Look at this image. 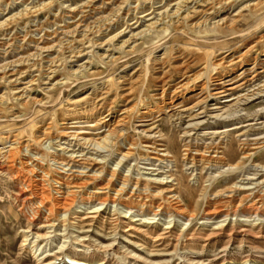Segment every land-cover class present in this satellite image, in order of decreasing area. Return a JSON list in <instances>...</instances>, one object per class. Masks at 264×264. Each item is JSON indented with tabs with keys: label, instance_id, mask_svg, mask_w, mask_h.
Segmentation results:
<instances>
[{
	"label": "rangeland",
	"instance_id": "1",
	"mask_svg": "<svg viewBox=\"0 0 264 264\" xmlns=\"http://www.w3.org/2000/svg\"><path fill=\"white\" fill-rule=\"evenodd\" d=\"M48 1L23 0L11 6L10 10L7 3L2 7L3 11L0 12V22L8 16L22 11L26 6L29 8L36 7L42 2ZM61 1L63 0H58V2ZM134 1L136 0H130L128 4L134 7L136 5ZM144 1H139V13L149 9ZM248 1L253 0H234L233 3L226 6V10L216 15V19L225 16L233 17L235 12L246 5ZM118 2L119 0L113 1L115 5ZM170 2L172 1L155 0V6L163 7ZM62 5V3H58V5L52 6V15L49 16L48 21L46 20L48 15L45 14L39 21L30 19V24L26 28L21 27L19 34L12 38L13 46L9 49L12 50L8 56L10 57L9 60L34 52V43L30 46H27V44L36 41V39H46L45 30L54 31L55 28H59V26L54 27L53 23L59 21V19L61 21L62 17H64L63 21L65 22L60 23L61 25L70 22L67 16L59 13ZM109 9L111 8L105 6L103 10L107 13ZM244 14L247 15L248 12H244ZM127 19L130 20L132 17ZM93 21V19L88 20V22H92V25H96ZM256 23L254 28L246 31V33H249L246 38H236L228 31L224 33L225 35L218 32H207L203 35H182L169 30L158 38L156 46L148 47L141 53L126 57L119 51L115 52L114 64L108 65L103 64V61H100L97 57L98 54L104 53L103 50L92 48L87 52L94 50L89 54L94 61L89 74L86 75V79L77 80L76 76L70 75L69 72L76 69L78 65L84 64L88 60L87 56L81 58L78 62L67 64L59 72L56 79L68 78L64 88L65 91L63 90L64 92L61 94L59 92H47L45 87L48 85H44V83L48 81L44 76H37L36 78L39 81L35 83L29 101H15V104H8L6 103L7 100L0 101V144L6 138L10 141L17 139L23 145L29 142V149L35 148L49 156L54 151L52 144L43 145L40 142L37 143L38 141L35 139L47 127H50L51 137L56 138L54 142L56 140L64 142L66 139L73 142V144L81 139H92L100 142L106 135L108 127L104 125V127L96 126V121L101 114L106 115L108 113L109 107L103 108L101 112L94 114L91 118L73 115L70 110L77 105L76 100L93 91L96 92V96L99 93V88L108 80L112 83L107 98L113 99L114 95L120 94L122 91L121 83L116 80H122V77L131 79V72L140 68V64H142L141 71L148 80L149 86H151L149 94L142 96L139 100L134 96H132L133 98L118 97L111 113H113L112 117L117 119L122 110L130 108L138 102V114H131V119L125 125L127 130L125 132L129 134L130 140L136 139L138 144L156 140L159 138V134L143 133L145 128L139 126L136 118V116L147 110V104L152 93H154L153 76L158 73L156 58L167 50V65L174 64L176 61L174 53L177 48L181 51L193 53V61L196 60L197 53L208 54L210 63L225 54L230 55V59L235 58L254 44L264 33V19L261 18ZM124 25L125 20L123 19L117 26L113 27L112 31L108 32V36L103 40L122 29ZM241 28L247 29L248 27L243 24ZM24 36H27L26 43L22 44ZM92 37L94 40L102 38L95 35ZM48 42L46 40L42 41L40 46L47 45ZM24 46L25 48L20 49ZM256 57L258 61L254 70H261L264 65V46L256 47L235 69H226L221 78H233L243 68L253 67ZM202 61H205V58H201L197 65L191 67L192 73L201 69L204 63ZM213 74L214 71L209 70L202 75L194 86H190L186 94H196L204 82L214 77ZM35 75H38V73ZM166 77L170 84H175L181 80L177 70L172 67L167 72ZM9 87L0 83V96L7 93ZM133 100L136 102H133ZM209 105H212V102ZM241 110L240 120L227 124L216 121V124L212 125L214 119L211 118L212 115L209 113L206 118L201 119L206 123L189 134L200 150H204L206 145L210 146L213 142L217 143L218 138H223L228 147L233 146V152L230 156H234V153L237 154L236 160L227 157L228 163L243 162L239 170H229L228 167L218 169L205 164L200 165L196 171L189 169L190 167L185 164L183 158L185 145L183 139L184 132L187 131L189 124L188 119L181 122L171 119L167 113L163 121L158 123L159 128L155 132H161L162 135L170 139L169 145L173 150V154H178L179 158L178 163H172L170 168L161 171L169 172L168 176L173 175L169 180L180 185L179 192L182 201L189 211V215H193L191 219L180 217L174 212L167 214L163 210L159 211L157 208L158 200L153 198L151 194L153 190L150 185L148 186V195L142 199L127 202L123 199L126 195H117V190L121 189V185L117 184L111 188L112 190H109L108 196L110 199L108 202L103 201L104 197H90L91 199L89 198L90 201L85 207L80 206L82 196H90L89 194L95 191L99 184L103 183L94 182V184L92 183L86 189H81L78 192V201L71 211L64 213V221L51 220L47 223L44 217L41 219L34 217L38 207L37 204H24L21 195L22 185L6 171L0 169V264H37L35 255L37 248L42 247L43 251L55 253L59 251L58 247L62 244L65 245V248L50 258L52 264H70L71 261L68 256H71L72 253H77V258H81L82 261L88 262V264H148L133 257V255L156 261L165 260L168 262L167 264H193L191 262L197 261L203 264H264V222L261 219L264 217V98L247 102ZM112 117H109L110 121L108 123L115 120ZM66 127L69 134L79 135L78 140L61 137ZM245 132L247 137L238 136ZM213 136L216 140L211 141L210 138ZM244 141H248L249 144L259 142V145L250 146L249 149L253 150H247L244 154L245 150H242L243 146L241 147ZM78 148L75 147V149ZM123 148H126L125 144ZM136 152L138 154L136 157L132 158L126 165L119 166L116 165L120 160V156L111 153L105 154L108 168H117L123 173L121 175H129L133 179V184L123 188L128 195L135 190L134 180L145 179L147 176L143 173H147L144 168H147L145 164L148 163L139 161L138 157L143 152L141 149L136 150ZM246 155L247 157L244 158ZM52 164L51 158H47L45 167L49 173L57 169ZM161 167H164V165ZM128 168L131 170H128ZM48 175L47 179L49 181L46 183V187L56 196L58 194L55 187L58 185L55 184L52 175ZM247 178L251 180H244ZM143 183L146 184L144 181ZM237 186L245 190H239L236 188ZM218 193L220 197L218 196L217 199L228 200L225 213L209 217L206 214L207 208L216 199ZM253 205L254 208L252 209ZM130 207L133 210H130ZM78 214H81L83 218L80 221L75 218ZM225 219L227 221L222 222ZM50 224L56 226L49 227ZM131 227H136L140 231L125 232ZM162 231L166 233L164 239L155 241V238ZM59 233H62L63 236H56ZM38 234H47L48 238L35 242L34 237ZM77 238L80 240L78 241ZM134 243L142 245L143 249H137L134 247ZM107 244H113V247L110 249L101 247ZM154 250L155 253L158 250L168 252L170 256L159 255V257L152 258L148 254L154 252Z\"/></svg>",
	"mask_w": 264,
	"mask_h": 264
},
{
	"label": "bare ground",
	"instance_id": "2",
	"mask_svg": "<svg viewBox=\"0 0 264 264\" xmlns=\"http://www.w3.org/2000/svg\"><path fill=\"white\" fill-rule=\"evenodd\" d=\"M20 1L23 0H0V12L3 11L2 7L5 4L8 3L10 10L11 6ZM113 1L63 0L58 2V0H49L48 2H42L36 7L29 8L26 6L22 11L8 16L4 21L0 22V83L10 86L9 91L0 96V101L7 100L6 103L8 104H15V101L20 102V100L29 101L33 87L39 81L36 78L37 76H44L48 81L44 83V85H48L45 87L47 92H59L61 94L65 91L64 88L68 78L56 79L59 72L67 64L78 62L81 58L87 56L88 60L84 64L78 65L76 69L69 72L70 75L76 76L77 80L86 79V75L89 74L90 67L94 61L93 57L89 55L94 50L87 52L92 48L103 50L104 53L97 56L100 61H103V64H114L116 59L114 57L115 52L119 51L126 57L141 53L148 47L156 46L158 38L169 30L182 35H203L207 32L224 34L228 31L236 38H246L249 35L246 31L254 28V24L259 19H264V0L248 1L246 5L235 12L233 17L225 16L218 20L216 15L226 10V6L233 3L234 0H170L172 2L163 7H156L155 0H145L144 3L149 6V9L141 13H139L141 0L134 1L136 4L134 7L128 4L130 0H119L117 5ZM57 2L63 4L59 13L67 16L70 22L61 25L60 23L65 22L63 21L64 17H62L61 21L59 19V21L53 23L54 27L59 26V28H55L54 31L45 30L46 39H36V41H31L27 44V46H30L34 43V52L9 60L10 57L8 56L12 51L9 49L13 46L12 38L19 34L21 27L26 28L30 24V19L39 21L45 14L48 15L46 19L48 21L49 16L52 15L51 8L55 4L58 5ZM105 6L111 8L107 13L103 10ZM244 12H248V14L245 15ZM129 17H132V19L128 20L127 18ZM90 19H93L96 25L88 22ZM123 19L125 20L124 27L103 40L108 36V32L112 31L113 27L117 26ZM243 24L248 28L242 29ZM93 35L101 36L102 38L94 40ZM26 38L27 36H24L22 44L26 43ZM45 40L49 41L48 44L40 46L41 42ZM258 46H264V33L243 53L232 59H230V55L225 54L210 63L208 54L197 53L196 60L193 61V53L181 51L178 48L175 49L174 59L176 61L174 64L169 63L170 65H167V50L160 57H157L158 73L153 76L154 93H152L149 103L147 102V110L136 116L139 126L145 128L143 133L159 134V138L156 140H146L147 142L138 144L136 139L130 140L129 134L125 132L127 131L125 125L131 119V114H138V102L135 100L133 102L136 103L130 108L122 110L117 119L112 117L113 113H111L118 97L134 96L139 100L142 96L149 94L151 86H149L148 80L143 75L141 71L142 64H140V68L131 72V79L122 77V80H116L121 83L122 91L120 94L114 95L113 99L107 98L112 83L108 80L99 88V93L96 96V92L93 91L76 100L75 103L77 105L70 110L73 115L91 118L94 114L101 112L103 108L109 107L108 113L106 115L101 114L96 121V126L108 127L106 135L100 142L92 139H81L74 144L68 139L64 142L62 140L54 142L56 138L51 137L50 127H47L35 139L38 141L37 143L40 142L43 145L52 144L54 151L50 152L51 155L48 156L35 148L29 149V142L23 145L17 139L10 141L6 138L0 144V169L6 171L22 185L21 195L24 204H37L38 207L34 217L39 219L44 217L47 223L51 220L64 221V213L71 211L78 201V192L81 189H86L94 182L103 183L99 184L98 188L89 194L90 196H82L80 206L85 207L89 203L90 197H104L103 201L108 202L110 199L108 196L109 190L117 184L121 185V189L117 190V195H126L123 199L127 202L142 199L148 195V186L150 185L153 190H151L153 198L158 200L157 208L159 211L163 210L167 214L174 212L180 217L191 219L193 215H189V211L182 201L179 192L180 185L169 180L173 177V175L168 176L169 172L161 171L162 169L170 168L172 163H178L179 158L178 154L175 152L176 155L173 154V150L169 145L170 139L162 135L161 132H155L159 128L158 123L163 121L167 113L171 119L181 122L188 119L189 124L187 131L184 132L183 139L185 142L183 158L185 164L190 167L189 169L196 171L200 165L205 164L218 169L228 167L229 170H239L243 162L228 163L227 157H230L229 159L231 160H236L237 154L234 153V156H230L233 152V146L228 147L223 138H218L217 143L213 142L210 146L206 145L204 150H200L189 134L206 123L201 119L206 118L209 113L212 115L211 118L214 119L212 125L216 124V121L227 124L240 120L241 108L247 102L264 98V65L262 64L261 70H254L258 61L257 57L253 67L243 68L233 78H221L222 73L226 69H235ZM23 48L25 46L20 47V49ZM201 58H205V61H202L204 63L201 69L192 73L191 67L197 65ZM171 67L176 69L177 74L181 77V80L175 84H170L166 77ZM209 70L214 71V77L204 82L196 94L187 95L186 91L190 86H194L201 76ZM36 73L38 75H35ZM27 79L29 80L25 82ZM179 100L182 101L178 102ZM211 102L212 105H209ZM109 117L115 118V120L108 123L110 121ZM238 136L247 137V134L245 132ZM61 137L78 140L79 135L69 134L66 127ZM210 140L214 141L216 139L213 136ZM124 144L126 148H123ZM252 145H259V142L253 144H249L248 141L242 142L241 147L243 146L242 150H245L244 154L247 150H253L249 149ZM75 147L79 148L75 149ZM138 149L143 152L138 156L139 161L148 163L145 164L147 168H144L147 173H143L147 176L145 179L134 180L135 190L128 195L123 188L133 184V179L129 175H121L123 173L117 168H108L105 154L111 153L112 155L120 156L116 166L126 165L138 155L136 152ZM49 157L53 162L52 165L57 168L52 173H49L45 167L46 159ZM246 157L247 155L244 158ZM163 165L164 167H161ZM48 174L52 175L55 184L58 185L55 187L58 194L56 196L46 187V183L49 181L47 179L49 177ZM244 180L251 179L247 178ZM236 188L240 190L242 187L237 186ZM218 196L220 197L219 193L207 208L206 214L209 217L225 213L228 200L217 199ZM101 203L104 204L103 202ZM253 208L254 205L252 206ZM129 209L133 210L131 207ZM226 216L228 217L229 214ZM75 218L79 221L83 219L81 214L76 215ZM261 219L264 222V217ZM226 221L227 219L222 222ZM50 226L54 227L56 225L50 224ZM131 230L140 231L136 227H131L125 232H130ZM165 234V231H162L155 238V241L164 239ZM56 236H63V234L59 233ZM34 238L36 239L35 242H40L48 238V236L47 234H38ZM77 239L78 241L80 240L79 238ZM101 247L110 249L113 244L102 245ZM134 247L138 249L143 246L134 243ZM64 248L65 245L62 244L58 247V250L61 251ZM59 251L50 253L43 251L42 247L37 248L35 250L37 264H52L50 258ZM75 251L81 252L80 250ZM156 252L154 250L148 255L152 258L159 257V255L170 256V253L165 251L158 250ZM133 257L148 264L168 263L165 260L156 261L137 255H133ZM68 259L71 261L70 264H88V262L82 261L81 258H77V253H72L71 256H68ZM191 263L203 264L199 261Z\"/></svg>",
	"mask_w": 264,
	"mask_h": 264
}]
</instances>
